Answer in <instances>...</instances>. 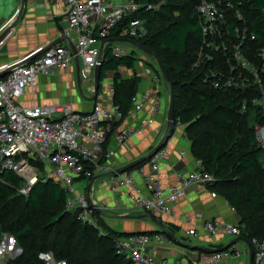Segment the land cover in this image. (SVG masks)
Segmentation results:
<instances>
[{
  "label": "built area",
  "instance_id": "built-area-1",
  "mask_svg": "<svg viewBox=\"0 0 264 264\" xmlns=\"http://www.w3.org/2000/svg\"><path fill=\"white\" fill-rule=\"evenodd\" d=\"M61 1L67 23L63 30L64 42L32 55L27 63L13 64L10 73L0 77V175L6 171L17 174L23 181L19 193L24 196L30 193L39 179L53 180L68 194L67 209H78L81 221L97 227V207L91 203L87 193L75 188L76 183L79 179L88 180L96 174H109L116 170L108 162L109 153L106 162L101 163L109 136L112 135L116 144L122 145L140 135L144 127L128 126L116 131L114 128L146 109L152 116L158 115L162 110L160 93L156 89L137 93L132 99L130 114L124 115L114 104L115 89L107 72L102 82L108 83L106 103H97L88 112H77L71 104L27 106L21 103V97L27 89L35 87L40 75L68 71L76 58L80 62V80L90 82L93 91L95 69L101 57L104 61V51L109 43H113L112 55L117 58L135 51L133 48L136 46L132 42L138 43L147 35L146 21L140 12L158 10L162 4L135 0ZM195 10L203 36L200 56L210 61L215 55H221L224 61V67L211 70L212 86L220 89L255 88L260 96L252 99V103L264 109V64L258 67L248 56L249 44L256 41V35L250 30L244 14L231 0H197ZM114 31L118 33L117 38L112 35ZM258 54L264 60V49H260ZM247 107L248 103L244 102L243 112ZM150 121L148 118L145 124ZM256 139L264 148V127L256 129ZM168 153L165 146L144 164L121 174H109V190L112 193L124 192L141 214L162 217L172 212L174 205L187 195L192 185L207 186L215 181L200 162L197 169L177 173V181L164 187L158 172ZM136 176L141 178L147 194L142 193ZM212 194L215 195L214 192ZM231 210L235 211L234 207L231 206ZM202 228L213 236L221 228L234 237L240 234L238 225L221 227L213 220L206 221ZM187 235L197 236V232L189 229ZM14 242L13 238L6 244V238H3L0 244L2 259L10 255ZM166 243L168 239L161 232L129 233L116 240V249L131 264H165L158 262L148 251L152 244L161 247ZM251 245L254 264H264V239L254 238ZM240 258L241 251L234 245L228 250L203 253L197 264H226L230 259L239 261ZM38 259L42 264H67L65 260L56 259L52 252H41Z\"/></svg>",
  "mask_w": 264,
  "mask_h": 264
},
{
  "label": "trees",
  "instance_id": "trees-1",
  "mask_svg": "<svg viewBox=\"0 0 264 264\" xmlns=\"http://www.w3.org/2000/svg\"><path fill=\"white\" fill-rule=\"evenodd\" d=\"M135 1L162 4L158 10L140 12L147 35L138 43L154 52L169 72L176 127L184 126L191 154L215 178L208 189L234 207L240 237L250 243L254 238L264 239V148L256 139V129L264 127V109L252 103L260 95L255 88L212 86L211 70L224 67V61L221 55L210 61L200 56L203 36L195 10L197 0ZM231 1L256 35L248 56L261 67L264 60L258 52L264 49V0ZM112 35L117 38L118 33ZM112 46L109 43L104 51L101 81L107 72L113 73L114 104L129 115L141 84L135 74L139 58L135 51L114 57ZM121 68L133 71L132 76H121ZM262 81L264 85V72ZM244 102L248 103L245 112ZM110 140L111 135L101 163L107 160ZM22 184L14 172L0 175V244L9 234L21 249L5 264H42L41 252H52L67 264H131L116 249V240L129 233L109 226L97 211V227L81 221L78 209L66 207L67 192L51 179H39L27 196L19 193Z\"/></svg>",
  "mask_w": 264,
  "mask_h": 264
},
{
  "label": "crops",
  "instance_id": "crops-1",
  "mask_svg": "<svg viewBox=\"0 0 264 264\" xmlns=\"http://www.w3.org/2000/svg\"><path fill=\"white\" fill-rule=\"evenodd\" d=\"M64 9V3L61 0H0V35H2L0 38V73L10 69L15 63L27 61L32 55L51 45L64 42L63 30L67 27ZM20 12L18 22L10 27ZM6 29L7 32L2 34ZM133 50L136 52L135 48ZM136 54L138 55L137 52ZM138 58L135 74L141 78L139 92L150 89L158 90L162 98V110L158 115L152 116L146 109L115 126V131L128 126L144 127L140 135L122 145L116 144L111 135L108 145L110 154L108 162L115 169L145 156L161 141L166 131V85L159 84V79L157 75H153L148 60L139 55ZM132 74L133 71H131V76ZM55 77L61 78L57 85L54 83ZM107 85L108 83H101L97 100H92L94 96L92 85L90 82L80 80L74 64L65 72H56L52 76L40 75L35 87L25 91L21 97V103L27 106L71 104L77 112H88L95 104L106 103ZM52 86H57L58 89L68 86L70 90L52 94L50 92ZM148 118H151V121L145 124ZM190 146L185 128L179 124L167 143L169 153L160 163L158 176L164 187L177 181V173L188 172L199 167L200 161L193 157ZM181 152L185 154L181 155ZM136 179L142 193L147 194L141 178L136 176ZM107 180L108 173H99L92 179L77 181V190L87 193L89 200L97 207V212L104 219L107 217L114 219L118 223L117 230L119 231L131 233L160 230L149 217L141 214L140 210L129 202L124 192L112 193ZM212 193L213 191L207 186L194 184L188 189L187 195L174 205L169 215L158 217L175 239L166 236L168 243L164 246L152 244L148 251L149 255L165 264H197L201 255L206 252L195 247L209 249L227 247L226 250H228L236 245L241 251L240 260L230 259L226 264H254L250 260V248L246 242L238 241L231 244L237 236L227 234L222 228L214 236L203 230V224L208 220L216 221L221 227L227 224H239V216L231 210L227 200ZM189 229H195L197 236L187 235ZM14 254L15 249L11 250V258Z\"/></svg>",
  "mask_w": 264,
  "mask_h": 264
},
{
  "label": "water",
  "instance_id": "water-1",
  "mask_svg": "<svg viewBox=\"0 0 264 264\" xmlns=\"http://www.w3.org/2000/svg\"><path fill=\"white\" fill-rule=\"evenodd\" d=\"M21 12L16 17L14 23H12V25H10V27L15 26V24L18 22V19H19V16H20ZM6 32H7V29L2 34H5ZM1 37H2V35H0V38ZM127 41L131 42L129 40H127ZM132 43L138 49H140L141 51L146 53L148 56H150L151 58H153L157 62L164 80L166 81V83L168 85H170L171 79H170L169 72H168L166 66L163 64V62L157 58L155 53L152 52L150 49L144 47L143 45L137 43V42H132ZM29 61H30V59H28L27 61H24L22 63H27ZM103 62L104 61H103V59L101 57V59L99 60V63L96 66L95 73H94V96L92 98V100H94V101L97 100L98 93H99V90H100V86H101V83H102V81H101V71H102ZM75 66H76L77 76L79 77L80 62H79L78 58L75 59ZM10 71H11V69H8V70L0 73V77L6 76L8 73H10ZM169 98L170 99H169V107H168V112H167V126H166L165 134H164L163 138L161 139V141L149 153H147L142 158H140V159H138V160H136V161L124 166V167L118 168V169H116L115 171H113V172H111L109 174L117 175V174H121V173L127 172V171L135 168L136 166L146 162L155 153H157L161 148L167 146L168 141L172 138V136L174 135V133L176 131L175 101H174L173 91H172L171 88H170V97ZM144 216L149 217L159 227L160 230L159 231H137V232H131V233H152V234H156L158 232H161V233L165 234L167 237L175 239L173 234L169 230L166 229L165 225L163 224V222L158 217L150 215L148 213H144ZM5 238H6L7 242H8V244L10 243V240H13V237L11 235H9V234H6ZM238 241H244V242H246L249 245V248H250V260L253 262L254 252H253V247H252L251 243L247 239H244V238H242L240 236H237L235 239H233L231 244H235ZM3 243H2V245H3ZM195 248H197L198 250H201L203 252L209 253V254H212V253H215V252H219V251H223V250L227 249V247H224V248H221V249H209V248H206V247H195ZM14 249H15V254H14V256L12 258L17 256L21 252V249H20V247L18 246V244L16 242H14ZM8 259H9V256H7V255L4 256L2 261H0V264H5V262L8 261Z\"/></svg>",
  "mask_w": 264,
  "mask_h": 264
},
{
  "label": "rangeland",
  "instance_id": "rangeland-1",
  "mask_svg": "<svg viewBox=\"0 0 264 264\" xmlns=\"http://www.w3.org/2000/svg\"><path fill=\"white\" fill-rule=\"evenodd\" d=\"M136 52L138 53V55L140 56V57H144L146 60H148L150 63H151V66L150 67H152L151 68V70H152V73H153V75L155 74V75H157V77H158V79H159V84L161 85V84H165L166 85V90H167V105H166V112H168V107H169V97H170V85H168L167 83H166V81L164 80V78H163V76H162V73H161V71H160V69H159V67H158V64H157V62L153 59V58H151L150 56H148L146 53H144L143 51H141V50H139V49H137L136 48ZM159 70V72H160V74L159 73H157L155 70ZM120 74H121V76H124V77H130L131 76V70H129V69H125V68H121L120 69ZM107 75V74H106ZM108 75L111 77V79H112V81H113V73L110 71L109 73H108ZM52 76V75H51ZM54 76H56V75H54ZM59 81H61V78L60 77H55V85H57L58 84V82ZM70 90V88L68 87V86H66V87H62V89H58L57 88V86H52V88H50V92L52 93V94H59V93H61V92H65V91H69ZM263 166H264V162H263ZM75 188L77 189V186H75ZM104 221H106V223L109 225V226H111L112 228H114L115 230H117V222H115V220L114 219H111L110 217H107L106 219H104ZM117 231H119V230H117ZM6 235V234H5ZM5 235H4V237H5ZM3 241V240H2ZM6 244H8L7 242H6ZM9 258H11V255H9ZM1 259H2V257H1V255H0V261H1Z\"/></svg>",
  "mask_w": 264,
  "mask_h": 264
}]
</instances>
